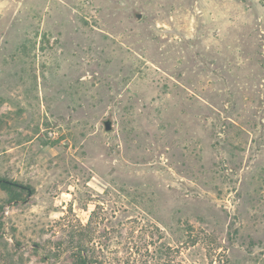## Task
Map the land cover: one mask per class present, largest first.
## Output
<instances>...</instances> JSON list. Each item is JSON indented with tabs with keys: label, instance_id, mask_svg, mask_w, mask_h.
Segmentation results:
<instances>
[{
	"label": "rangeland",
	"instance_id": "374dc122",
	"mask_svg": "<svg viewBox=\"0 0 264 264\" xmlns=\"http://www.w3.org/2000/svg\"><path fill=\"white\" fill-rule=\"evenodd\" d=\"M0 178V264H264V0H0Z\"/></svg>",
	"mask_w": 264,
	"mask_h": 264
},
{
	"label": "trees",
	"instance_id": "16d2710c",
	"mask_svg": "<svg viewBox=\"0 0 264 264\" xmlns=\"http://www.w3.org/2000/svg\"><path fill=\"white\" fill-rule=\"evenodd\" d=\"M4 178H0L2 180ZM8 180V179H7ZM0 188L7 192L9 195V199L12 201L18 200L22 197L23 189L15 184H10L5 181H0ZM101 223L99 218H95V216H91L90 220L86 224L80 223V242L78 246V251L75 254V264H108L109 259L105 256L107 244H102L98 240H94L92 247H89L85 239L87 236H92L96 234L98 225ZM188 230L192 233L194 231L193 226L188 225ZM193 235V234H190ZM193 237V242L197 241V238ZM131 249V248H129ZM172 251L174 253V249L172 250V246L166 243H161L156 245V248L151 251V253L147 250L150 254L151 258L156 259L157 261H168L169 264L173 260ZM168 259V260H166ZM137 258L132 256V253L123 258L121 261L124 264H133Z\"/></svg>",
	"mask_w": 264,
	"mask_h": 264
},
{
	"label": "water",
	"instance_id": "95a60500",
	"mask_svg": "<svg viewBox=\"0 0 264 264\" xmlns=\"http://www.w3.org/2000/svg\"><path fill=\"white\" fill-rule=\"evenodd\" d=\"M137 17L138 18H141L142 17V13H138L137 14ZM104 126H105V129L106 130H112V128H113V122H112V120L111 119H107V120H105L104 121ZM0 181H5V182H7V183H10V184H15V185H17V186H20V187H25V186H23V185H21V184H19V183H16V182H13V181H11V180H7V179H2V180H0Z\"/></svg>",
	"mask_w": 264,
	"mask_h": 264
}]
</instances>
